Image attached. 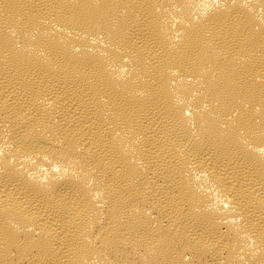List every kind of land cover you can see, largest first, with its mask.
Returning a JSON list of instances; mask_svg holds the SVG:
<instances>
[{
	"label": "bare ground",
	"instance_id": "6f19581e",
	"mask_svg": "<svg viewBox=\"0 0 264 264\" xmlns=\"http://www.w3.org/2000/svg\"><path fill=\"white\" fill-rule=\"evenodd\" d=\"M0 264H264V0H0Z\"/></svg>",
	"mask_w": 264,
	"mask_h": 264
}]
</instances>
